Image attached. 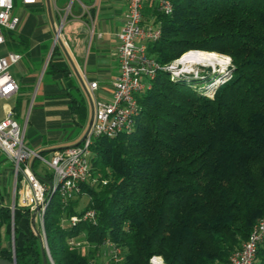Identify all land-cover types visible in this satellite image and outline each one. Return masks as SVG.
<instances>
[{
  "label": "trees",
  "instance_id": "16d2710c",
  "mask_svg": "<svg viewBox=\"0 0 264 264\" xmlns=\"http://www.w3.org/2000/svg\"><path fill=\"white\" fill-rule=\"evenodd\" d=\"M173 1L171 14L144 10L162 30L149 40V53L162 64L191 49L224 53L233 75L209 96L199 90L209 76L174 77L162 69L138 94L135 129L94 137L97 180L83 182L67 203L54 194L47 206L48 264H105L107 242L122 248L123 259L106 264H151L154 255L166 264L225 262L264 216V0ZM16 31H5L6 43L23 51L27 38ZM65 65L49 62L69 79L73 119L86 125V99ZM88 208L96 221L72 224L70 217ZM23 218L28 230L12 249L13 226L20 233ZM82 238L81 246L70 243ZM41 244L29 209L0 202V256L44 264ZM253 264H264V239Z\"/></svg>",
  "mask_w": 264,
  "mask_h": 264
},
{
  "label": "built area",
  "instance_id": "2783aa9c",
  "mask_svg": "<svg viewBox=\"0 0 264 264\" xmlns=\"http://www.w3.org/2000/svg\"><path fill=\"white\" fill-rule=\"evenodd\" d=\"M37 1L23 0L25 4L36 3ZM74 1L70 0L59 5L58 0H54L60 14V21L55 28L52 53L59 42L70 48L66 24L72 17H88L90 39L95 35L97 21L95 7L97 4H88L79 0V7L76 10ZM96 1L99 3V0ZM148 5L156 13L171 14L174 10L173 0H128L124 24L117 32L119 39L117 56L120 73L114 81L113 97L109 100L99 99L96 94L98 81H88L89 91L95 106V119L91 131L80 143L60 148L48 158L26 143L27 123L22 125L18 121L13 106L9 107L6 115L0 119V167L1 157L12 163L14 177L12 209L14 210L17 204L29 209L31 222L35 216L47 247L44 225L45 212L52 196L59 194L62 201L67 203L81 193L83 182L90 180L95 182L97 180L92 175L90 162L91 145L94 137L101 135L112 137L124 131H133L140 111L138 94L151 88L152 82L160 70L173 69L174 71L178 67L174 75L180 76V71L183 70L181 64H187L181 62L183 57L168 64H162L149 53V40L158 39L162 30L161 26L153 21L154 13L146 18L144 10ZM14 8L15 0H0V48L6 43L5 31L16 29L21 21V16L14 12ZM76 11H78L77 14ZM99 35L101 36V32ZM21 59L22 54L17 51L0 53V97L8 98L18 92L20 83L11 73V67ZM196 63H190V66ZM200 71L197 70L196 74H199ZM85 78L87 77L85 76ZM32 158L39 159L49 166L50 175L47 179L40 176L36 171L30 162ZM96 219L97 213L94 208H88L81 215L75 214L70 217L72 224L81 220L95 222ZM263 239L264 216L256 222L248 239L232 251L227 261L211 264H253ZM86 242L87 240H70L73 246H81ZM106 245L108 248L105 252L108 256L107 263L110 260L120 261L123 259L121 247L113 242H107ZM48 252L50 254L49 247ZM155 257L161 258L162 263L160 264H166L165 260L163 261L164 258L158 255L151 258V264H159Z\"/></svg>",
  "mask_w": 264,
  "mask_h": 264
},
{
  "label": "crops",
  "instance_id": "0c3cea01",
  "mask_svg": "<svg viewBox=\"0 0 264 264\" xmlns=\"http://www.w3.org/2000/svg\"><path fill=\"white\" fill-rule=\"evenodd\" d=\"M83 1L88 4H97L95 7L97 17L95 35L92 37L95 39L92 43L87 41L90 34L88 17H72L69 30H67L70 48L61 45L59 42L52 53L55 28L60 21V14L54 0H50V8L47 0H38L36 3L30 4H25L22 0L23 9L21 13H16L14 8V12L21 16V21L15 30L27 38L28 44L23 46V51L9 49L7 43L0 48L2 54L8 51H17L22 54V59L11 67V73L20 83L19 90L11 97H0L2 104L0 119L6 115L7 109L13 106L19 121V117L22 115L21 91L27 88L32 89L37 82L40 84L43 81V99L36 108L34 117L29 120L28 113L24 123L19 122L22 125L27 123V127L31 124L30 143L40 149L42 148L38 151L45 156L47 153L52 156L56 150L78 144L83 140L91 115V104L82 81L89 89L88 81L97 80V97L102 100H109L113 97L114 81L120 73L117 56L119 42L117 32L124 24L128 0H99V3L96 0ZM77 13L78 11H76ZM99 32H101V36ZM51 59L65 62V66L69 69V77L80 89V94L86 99L88 106L86 125H79L74 121L71 110L72 97L67 92L70 89V81L63 72L49 67ZM18 64L22 65L23 73L19 72ZM38 72L40 78L37 77ZM71 90L75 94L77 93L74 87ZM72 139H77V141L70 144L66 142ZM1 159L0 169L3 172L0 173V202H11L13 200V187L10 188L12 180L14 186L12 163L3 157ZM30 162L40 176L45 179L48 178L50 168H45L44 162L34 158Z\"/></svg>",
  "mask_w": 264,
  "mask_h": 264
},
{
  "label": "rangeland",
  "instance_id": "374dc122",
  "mask_svg": "<svg viewBox=\"0 0 264 264\" xmlns=\"http://www.w3.org/2000/svg\"><path fill=\"white\" fill-rule=\"evenodd\" d=\"M58 1H59L60 5H63L64 3H67L70 0H58ZM74 3H75V8L77 9L79 7V0H75ZM22 9H23L22 0H16L15 12L16 13H21ZM70 22H71L70 20L67 22L66 30H69ZM157 25L160 26L161 23L157 22ZM87 39H88L87 40L88 43L89 42L92 43V41L95 38L90 40V34H89ZM191 51H202V49H200V50L191 49ZM189 52H190V50L185 52L180 58H177V59H181L185 54H187ZM219 53L220 52H218V54ZM220 54L222 55V57L226 58L225 61L216 62V63H214V62H212V63L197 62L196 64H194L192 66H190L191 64H186L187 66L185 64H181V66L183 67V70H182L183 73H182V71H180L181 75L180 74L179 75L180 76H183V75L184 76H188V78L193 76V77H198V78H201V79H205L206 76H209L211 81L210 82H207V81L200 82L201 86L199 87V90L205 95L214 96V94H215L217 88L219 87V85L222 84L223 82H225L226 80H228L229 78H231L232 75H233V64H232L231 57L227 58V57H225V56H227V54L225 56H223L224 53H220ZM177 59H175V60H177ZM221 64H223V65H221ZM181 66H179V67H181ZM17 68L19 69L20 73L24 72V69L22 68L21 64H18ZM177 69H178V67H176L174 69V71H173V69H171L169 71H170V73L172 75H174L176 73ZM197 70H201L199 74H196ZM37 77L40 78V73L39 72L37 73ZM175 77H179V76H175ZM42 95H43V81L40 84H39V82H37L32 89L27 88V89H23L21 91L20 97H21V103H22V115L19 117V121L24 123L28 113H29V120L32 117H34V114L36 113V108L39 106V104L41 103V101L43 99ZM1 105L2 104L0 103V107H1ZM30 126H31V124H29V126L27 127V130H26V143L29 146H31L32 148L38 150V149H40L39 147L33 146L30 143V134H29L30 133ZM82 135H84V134H82ZM81 136H79V137L81 138ZM76 141H77V139H72L71 141H66V142H69L68 144H70V143H74ZM46 156L48 158L51 157L50 153H47ZM44 167L49 169V166L47 164H44ZM1 172H3V171L0 169V173ZM93 177H96V176H93ZM104 181L107 182V180H104ZM11 186L13 187V180L10 183V188H11ZM80 201H81V205H82L81 207H83L85 205V203L87 202V196L81 197ZM12 202H13V200L11 202H9L11 204V207H12ZM30 222H31V218H30ZM20 225L22 227V231L20 233H18V234L15 233V227L13 226V230H12L13 232H12V237H11V247H12V249H14L18 243H22V238H23L24 232L28 230L29 219L28 218H23ZM82 240H84V239L82 238ZM107 249L108 248H107L106 243L101 246V251L103 253V256H105L104 259H103V260H105L104 261L105 264L108 261V256H106V253H105V252H107ZM154 256H156V255H154ZM158 256H160V255H158ZM155 259H156V261L159 264L162 263V260H161L160 257H155ZM163 261H164V259H163ZM150 263H151V259H150Z\"/></svg>",
  "mask_w": 264,
  "mask_h": 264
},
{
  "label": "water",
  "instance_id": "95a60500",
  "mask_svg": "<svg viewBox=\"0 0 264 264\" xmlns=\"http://www.w3.org/2000/svg\"><path fill=\"white\" fill-rule=\"evenodd\" d=\"M47 2H48V5H49V8H50V0H47ZM60 44L64 46V44L62 42H60ZM82 83H83V87H84L86 93L89 96L90 104H91V115H90V119H89V122H88L87 130H86L85 135L83 137V139H84L89 134V132L91 131V128L93 126L94 119H95V106H94V102H93V99L91 97V94H90V91H89L88 87L86 86V84L83 81H82ZM31 225H32L34 231L36 232V234L39 236V238L42 241L41 249H42V255H43V263L44 264H48V261L49 260L52 261V258H51L50 254L48 252V247H47V245H46V243L44 241L42 230L37 225L35 216H33V218H32ZM0 264H19V263L16 261L15 258L14 259H9V258H5V257L0 256Z\"/></svg>",
  "mask_w": 264,
  "mask_h": 264
},
{
  "label": "bare ground",
  "instance_id": "6f19581e",
  "mask_svg": "<svg viewBox=\"0 0 264 264\" xmlns=\"http://www.w3.org/2000/svg\"><path fill=\"white\" fill-rule=\"evenodd\" d=\"M223 56H225V55H223ZM225 57L230 58L229 56H225ZM225 60H226V58L222 57L221 54H218L216 52L190 51L189 53H187L183 56V58L181 59V62L187 63V64L196 63V62H207V63L214 62V63H216V62H223ZM221 65H223V64H221Z\"/></svg>",
  "mask_w": 264,
  "mask_h": 264
}]
</instances>
